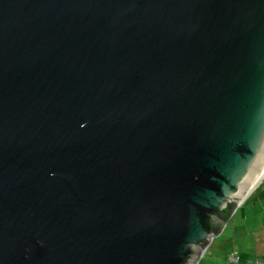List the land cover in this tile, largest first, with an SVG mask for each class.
I'll use <instances>...</instances> for the list:
<instances>
[{
  "label": "water",
  "instance_id": "1",
  "mask_svg": "<svg viewBox=\"0 0 264 264\" xmlns=\"http://www.w3.org/2000/svg\"><path fill=\"white\" fill-rule=\"evenodd\" d=\"M263 169L264 0H0V264H190Z\"/></svg>",
  "mask_w": 264,
  "mask_h": 264
},
{
  "label": "rangeland",
  "instance_id": "2",
  "mask_svg": "<svg viewBox=\"0 0 264 264\" xmlns=\"http://www.w3.org/2000/svg\"><path fill=\"white\" fill-rule=\"evenodd\" d=\"M229 221L223 222L218 234L197 249L190 264H249L264 261V176L239 203ZM218 225V227H219ZM231 252L238 262H228Z\"/></svg>",
  "mask_w": 264,
  "mask_h": 264
},
{
  "label": "trees",
  "instance_id": "3",
  "mask_svg": "<svg viewBox=\"0 0 264 264\" xmlns=\"http://www.w3.org/2000/svg\"><path fill=\"white\" fill-rule=\"evenodd\" d=\"M233 206L232 205H227L226 207H225V210H226V216L224 217H221V222L223 223V222H226V221H229L230 219H231V217H230V219H228L229 217V215H228V213L231 211V210H233ZM222 223H220L221 225H222ZM219 229H221V226L219 225V227L217 226V227H215V230H216V233L219 231ZM232 253V252H231ZM235 253V252H234ZM262 262H263V264H264V261L263 260H261Z\"/></svg>",
  "mask_w": 264,
  "mask_h": 264
},
{
  "label": "built area",
  "instance_id": "4",
  "mask_svg": "<svg viewBox=\"0 0 264 264\" xmlns=\"http://www.w3.org/2000/svg\"><path fill=\"white\" fill-rule=\"evenodd\" d=\"M239 261V257L234 253H230L228 256V262H238ZM249 264H263V262L261 261V259H258L254 262H249Z\"/></svg>",
  "mask_w": 264,
  "mask_h": 264
},
{
  "label": "bare ground",
  "instance_id": "5",
  "mask_svg": "<svg viewBox=\"0 0 264 264\" xmlns=\"http://www.w3.org/2000/svg\"><path fill=\"white\" fill-rule=\"evenodd\" d=\"M264 176V169L261 171V173H260V175H255V177H251V176H249V180L251 179L252 180V183L254 184L255 182H256V180H257V183H259V181H260V179L262 178ZM245 196V195H244ZM243 196V197H244Z\"/></svg>",
  "mask_w": 264,
  "mask_h": 264
}]
</instances>
